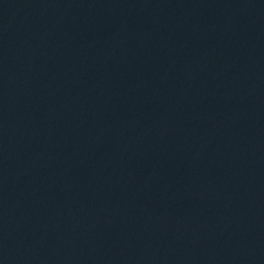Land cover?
<instances>
[{
    "label": "water",
    "instance_id": "obj_1",
    "mask_svg": "<svg viewBox=\"0 0 264 264\" xmlns=\"http://www.w3.org/2000/svg\"><path fill=\"white\" fill-rule=\"evenodd\" d=\"M0 264H264V0H0Z\"/></svg>",
    "mask_w": 264,
    "mask_h": 264
}]
</instances>
